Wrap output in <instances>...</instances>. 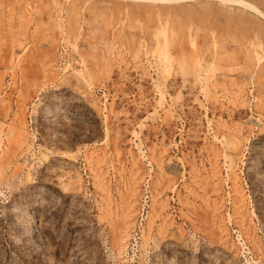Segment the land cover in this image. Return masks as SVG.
I'll use <instances>...</instances> for the list:
<instances>
[{
    "label": "rangeland",
    "instance_id": "rangeland-1",
    "mask_svg": "<svg viewBox=\"0 0 264 264\" xmlns=\"http://www.w3.org/2000/svg\"><path fill=\"white\" fill-rule=\"evenodd\" d=\"M0 264H264V0H0Z\"/></svg>",
    "mask_w": 264,
    "mask_h": 264
}]
</instances>
